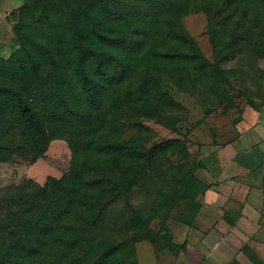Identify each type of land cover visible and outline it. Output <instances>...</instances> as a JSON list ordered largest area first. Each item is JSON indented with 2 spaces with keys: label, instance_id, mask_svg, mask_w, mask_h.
Returning a JSON list of instances; mask_svg holds the SVG:
<instances>
[{
  "label": "rangeland",
  "instance_id": "1",
  "mask_svg": "<svg viewBox=\"0 0 264 264\" xmlns=\"http://www.w3.org/2000/svg\"><path fill=\"white\" fill-rule=\"evenodd\" d=\"M106 1L26 0L17 24L0 12V87L46 139L0 97V195L57 181L68 197V255L37 264H102L111 247L105 264H161L200 209L210 143L264 112V0H242L228 30L230 0H190L149 38L110 13L127 0Z\"/></svg>",
  "mask_w": 264,
  "mask_h": 264
},
{
  "label": "crops",
  "instance_id": "2",
  "mask_svg": "<svg viewBox=\"0 0 264 264\" xmlns=\"http://www.w3.org/2000/svg\"><path fill=\"white\" fill-rule=\"evenodd\" d=\"M23 4L0 0L3 18L15 24ZM232 131L210 143L200 209L161 264H264V112L247 109Z\"/></svg>",
  "mask_w": 264,
  "mask_h": 264
},
{
  "label": "trees",
  "instance_id": "3",
  "mask_svg": "<svg viewBox=\"0 0 264 264\" xmlns=\"http://www.w3.org/2000/svg\"><path fill=\"white\" fill-rule=\"evenodd\" d=\"M25 1L18 11L15 24L22 19ZM91 1L93 6H97L98 2L108 4L106 0ZM240 3L244 1L230 0L226 4L227 8L224 6L217 10L216 16L222 20L219 25L223 30H228L237 14L242 13L245 16L242 18L248 16L249 10H242ZM188 4L190 0H127V7L118 6V11L110 13L119 18H130L134 32L149 38L152 33L159 31L157 27L162 22L175 20L178 12ZM244 21L234 23V31L244 29ZM0 97L15 100L21 117L45 145V131L40 118L21 92L11 87H0ZM61 185L57 181L44 187L25 182L19 187L8 188L6 194L0 195V264H37L51 257L63 259L68 255V242L61 227L64 217L69 213L63 206L68 197ZM118 253L115 247L107 249L103 252V261L99 263L105 264L104 260L114 258Z\"/></svg>",
  "mask_w": 264,
  "mask_h": 264
}]
</instances>
